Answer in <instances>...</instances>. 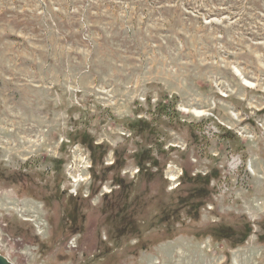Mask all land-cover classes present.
Masks as SVG:
<instances>
[{"label": "rangeland", "instance_id": "rangeland-1", "mask_svg": "<svg viewBox=\"0 0 264 264\" xmlns=\"http://www.w3.org/2000/svg\"><path fill=\"white\" fill-rule=\"evenodd\" d=\"M0 254L264 264V0H0Z\"/></svg>", "mask_w": 264, "mask_h": 264}, {"label": "water", "instance_id": "water-1", "mask_svg": "<svg viewBox=\"0 0 264 264\" xmlns=\"http://www.w3.org/2000/svg\"><path fill=\"white\" fill-rule=\"evenodd\" d=\"M0 264H13L6 257L0 254Z\"/></svg>", "mask_w": 264, "mask_h": 264}, {"label": "trees", "instance_id": "trees-1", "mask_svg": "<svg viewBox=\"0 0 264 264\" xmlns=\"http://www.w3.org/2000/svg\"><path fill=\"white\" fill-rule=\"evenodd\" d=\"M137 122H141L140 120H138ZM136 130V127H133L132 128V131H135ZM86 138V136L85 135H83V137H82V140H84ZM82 144H84V145H90V143H88V142H83ZM139 165L141 166L142 164L141 163H139ZM157 166V165H156ZM143 169V167L141 168V170ZM208 183H210L209 181H208Z\"/></svg>", "mask_w": 264, "mask_h": 264}]
</instances>
